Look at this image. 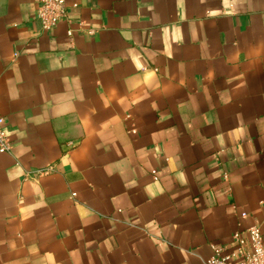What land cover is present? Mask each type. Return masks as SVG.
Segmentation results:
<instances>
[{
  "label": "crops",
  "instance_id": "1",
  "mask_svg": "<svg viewBox=\"0 0 264 264\" xmlns=\"http://www.w3.org/2000/svg\"><path fill=\"white\" fill-rule=\"evenodd\" d=\"M38 2L0 0V264H204L264 226V0H68L49 31Z\"/></svg>",
  "mask_w": 264,
  "mask_h": 264
},
{
  "label": "built area",
  "instance_id": "2",
  "mask_svg": "<svg viewBox=\"0 0 264 264\" xmlns=\"http://www.w3.org/2000/svg\"><path fill=\"white\" fill-rule=\"evenodd\" d=\"M77 6V3H69L68 0H39L37 19L44 30H53L69 16L70 10ZM68 35H72L71 30L68 31ZM133 132L136 130L134 129ZM73 145L74 142H69L66 147L71 148ZM11 150L12 141L7 121L0 116V152L5 153ZM42 173L37 171L35 176ZM152 173L156 176L157 170H153ZM262 205L264 209V201ZM204 264H264V226L244 227L241 222L238 223V228L232 235L231 248L224 244H213L212 254Z\"/></svg>",
  "mask_w": 264,
  "mask_h": 264
}]
</instances>
